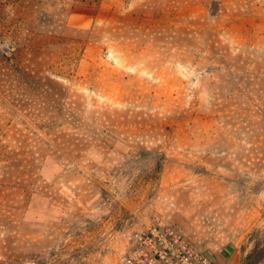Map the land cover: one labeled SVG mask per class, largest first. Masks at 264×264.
<instances>
[{"label":"rangeland","instance_id":"rangeland-1","mask_svg":"<svg viewBox=\"0 0 264 264\" xmlns=\"http://www.w3.org/2000/svg\"><path fill=\"white\" fill-rule=\"evenodd\" d=\"M157 217L264 264V0H0V264H118Z\"/></svg>","mask_w":264,"mask_h":264},{"label":"built area","instance_id":"built-area-1","mask_svg":"<svg viewBox=\"0 0 264 264\" xmlns=\"http://www.w3.org/2000/svg\"><path fill=\"white\" fill-rule=\"evenodd\" d=\"M118 264H219L193 246L175 226L155 218L148 226L131 233Z\"/></svg>","mask_w":264,"mask_h":264}]
</instances>
